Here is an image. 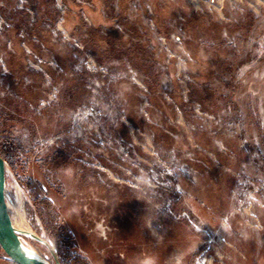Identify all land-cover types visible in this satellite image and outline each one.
Listing matches in <instances>:
<instances>
[{
	"label": "rangeland",
	"instance_id": "rangeland-1",
	"mask_svg": "<svg viewBox=\"0 0 264 264\" xmlns=\"http://www.w3.org/2000/svg\"><path fill=\"white\" fill-rule=\"evenodd\" d=\"M10 141L49 264H264V0H0Z\"/></svg>",
	"mask_w": 264,
	"mask_h": 264
},
{
	"label": "water",
	"instance_id": "water-1",
	"mask_svg": "<svg viewBox=\"0 0 264 264\" xmlns=\"http://www.w3.org/2000/svg\"><path fill=\"white\" fill-rule=\"evenodd\" d=\"M5 182H6L5 162L2 159V157H0V248L1 250L4 252L6 257L14 264H49L44 259L37 256L35 253L28 250L20 240L19 237L20 233L13 226L8 212L6 196H5ZM43 243L52 252L50 246L45 242Z\"/></svg>",
	"mask_w": 264,
	"mask_h": 264
},
{
	"label": "trees",
	"instance_id": "trees-1",
	"mask_svg": "<svg viewBox=\"0 0 264 264\" xmlns=\"http://www.w3.org/2000/svg\"><path fill=\"white\" fill-rule=\"evenodd\" d=\"M15 141H10L8 144L2 143L0 144V157L4 160V162L9 161L10 159L14 158L11 150H14ZM10 149V150H9Z\"/></svg>",
	"mask_w": 264,
	"mask_h": 264
}]
</instances>
